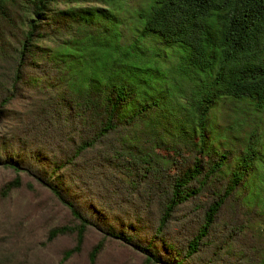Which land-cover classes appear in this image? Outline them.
Returning a JSON list of instances; mask_svg holds the SVG:
<instances>
[{"label":"trees","instance_id":"1","mask_svg":"<svg viewBox=\"0 0 264 264\" xmlns=\"http://www.w3.org/2000/svg\"><path fill=\"white\" fill-rule=\"evenodd\" d=\"M138 3L128 8L125 0H0V27H9V32L0 31V59L6 65L0 81V111L11 100L7 94L16 96L27 70L38 65L43 40L55 47L44 56L67 77L61 105H49L59 117L52 116L48 127L67 149L64 162L39 176L12 158H0L4 167L34 175L78 221L76 246L63 253L60 264L79 251L89 227H99L104 238L139 250L145 255L144 264H185L199 251L222 206L238 190L245 191L246 204L264 213V0ZM57 4L66 8L52 12ZM85 4L98 8L80 7ZM17 7L27 9L28 17L22 19ZM231 105L237 106L233 110L236 127L228 135L215 134L214 143L216 138L220 142L212 144L207 134L212 120L217 113L229 112ZM114 135L123 152L106 145ZM138 137L143 139L141 144ZM130 142L139 156L125 149L131 148ZM103 144L107 150L101 163L107 168L114 163L127 174L141 169L158 175L164 167L175 165L176 158L193 156L191 165L186 163L169 183L155 232L159 236L181 204L203 190L211 191L207 187L227 175L222 193L212 190L217 200L209 205L185 252L158 238L164 248L174 250L163 258L153 250L157 235L142 244L131 234L95 222L78 210L61 177L52 180L60 169ZM230 145H237L239 154ZM160 151L176 158L169 160ZM203 158L210 161L203 165ZM100 159L99 153L97 162ZM19 185L16 177L2 194L7 196ZM135 217L133 222L128 220V229L139 227L141 217ZM69 231V227L54 229L47 240ZM102 246L100 242L92 249L91 263Z\"/></svg>","mask_w":264,"mask_h":264},{"label":"rangeland","instance_id":"2","mask_svg":"<svg viewBox=\"0 0 264 264\" xmlns=\"http://www.w3.org/2000/svg\"><path fill=\"white\" fill-rule=\"evenodd\" d=\"M141 1L146 0H125L126 7ZM80 7L98 8L95 4ZM17 8L22 11V19L28 17L27 9ZM65 8V5L57 4L51 10L55 12ZM3 29L9 32V27L5 24L0 27V31ZM53 45L47 39L39 44L41 51L37 55L38 65L27 70L24 86L20 85L16 96L7 94L11 100L0 111V158H12L23 168L39 176L50 173L54 164L63 163L67 153L62 142L54 139L52 129L48 128L52 116L59 117L49 105H61V97L67 91L64 72L50 62V57L44 56L54 50ZM4 67L6 65L0 59V81L6 74ZM28 79H34V84L26 83ZM234 108L236 112L237 106L231 105L230 113L225 111L215 114V120H212L207 133L212 144L220 142L216 138L214 143L215 134L228 135L234 131L238 118L234 115ZM262 126L264 127V119ZM127 137L133 139L134 135L128 134ZM117 140L118 136L114 135L106 145L123 152L124 148L117 146ZM120 140L129 144L125 135H121ZM142 140L138 137L139 144ZM106 145L88 152L83 158L76 160L74 165L60 169L52 176V180L61 177L62 187L67 190V195L82 214L95 222L99 220L102 225L113 226L117 232L131 234L135 240L146 244L157 235L155 232L163 203L168 196L169 183L179 175L186 163L191 165L193 156L185 154L182 158H176L160 151L169 160L176 158L173 161L175 165L164 167V171L158 175L141 169L127 174V171L115 168L114 163L110 168L101 163L104 160V149L107 150ZM127 145V151H137L132 145L131 148ZM133 145L136 146V143ZM230 146L234 148L235 154H239L237 145ZM99 153L101 159L97 162ZM139 155L140 153L136 154ZM209 161L202 159L203 165ZM230 164L232 165V161ZM117 166L120 167L119 164ZM16 177L20 179L19 187L4 196V186ZM226 183L227 175H222L218 181L213 182L214 187H207L211 191L203 190L197 197L181 204L168 220L161 237L157 235L154 239L153 250L163 258L174 254V250L163 247L162 240H165L172 243L178 251L185 252L189 241L202 225L209 205L217 200L214 197L217 193L212 190L216 188L222 193ZM244 194L243 189L238 190L222 206L199 251L187 259L185 264H264V213L257 207L246 204L242 197ZM135 215L137 218L141 217V223L136 224L139 227L130 226L128 229V220L133 222ZM77 225L78 221L70 210L42 186L34 175L25 171L16 172L0 165V264H60L63 253L76 246ZM62 227H69L71 231L58 235L51 241L47 240L52 230ZM100 242H103L102 249L91 263L90 253ZM144 258L143 253L129 244L104 238L99 227H89L79 251L63 264H144Z\"/></svg>","mask_w":264,"mask_h":264}]
</instances>
